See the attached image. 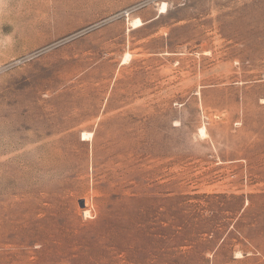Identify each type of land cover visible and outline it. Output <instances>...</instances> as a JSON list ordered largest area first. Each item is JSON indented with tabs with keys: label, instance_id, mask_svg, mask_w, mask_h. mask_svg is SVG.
Returning <instances> with one entry per match:
<instances>
[{
	"label": "rangeland",
	"instance_id": "obj_1",
	"mask_svg": "<svg viewBox=\"0 0 264 264\" xmlns=\"http://www.w3.org/2000/svg\"><path fill=\"white\" fill-rule=\"evenodd\" d=\"M0 264H264V0H0Z\"/></svg>",
	"mask_w": 264,
	"mask_h": 264
},
{
	"label": "bare ground",
	"instance_id": "obj_2",
	"mask_svg": "<svg viewBox=\"0 0 264 264\" xmlns=\"http://www.w3.org/2000/svg\"><path fill=\"white\" fill-rule=\"evenodd\" d=\"M167 10V6L165 4L161 5L160 7V12L163 13ZM141 24V21L139 19H135V20H132V25L133 27H137ZM129 55V54H128ZM128 55L125 57V59L128 58ZM201 133H204V127L201 128ZM91 133H83V137L82 139L85 138V136H90ZM87 213V211L85 210V214Z\"/></svg>",
	"mask_w": 264,
	"mask_h": 264
},
{
	"label": "water",
	"instance_id": "obj_3",
	"mask_svg": "<svg viewBox=\"0 0 264 264\" xmlns=\"http://www.w3.org/2000/svg\"><path fill=\"white\" fill-rule=\"evenodd\" d=\"M82 205H83V201H82Z\"/></svg>",
	"mask_w": 264,
	"mask_h": 264
}]
</instances>
